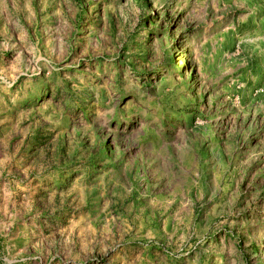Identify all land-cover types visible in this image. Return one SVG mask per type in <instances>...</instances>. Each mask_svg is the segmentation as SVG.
Returning a JSON list of instances; mask_svg holds the SVG:
<instances>
[{
    "label": "rangeland",
    "instance_id": "1",
    "mask_svg": "<svg viewBox=\"0 0 264 264\" xmlns=\"http://www.w3.org/2000/svg\"><path fill=\"white\" fill-rule=\"evenodd\" d=\"M0 264H264V0H0Z\"/></svg>",
    "mask_w": 264,
    "mask_h": 264
}]
</instances>
